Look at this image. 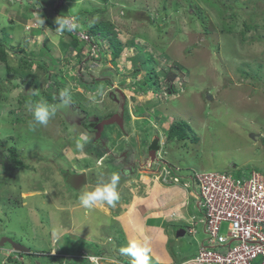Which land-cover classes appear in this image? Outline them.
I'll list each match as a JSON object with an SVG mask.
<instances>
[{
	"label": "rangeland",
	"instance_id": "obj_1",
	"mask_svg": "<svg viewBox=\"0 0 264 264\" xmlns=\"http://www.w3.org/2000/svg\"><path fill=\"white\" fill-rule=\"evenodd\" d=\"M52 1L54 6L41 14L46 0H0V39L6 45L10 67L0 62V238L7 234L33 252L45 250L54 239L55 246H63L72 255L67 257L72 264H88L83 262L87 255L99 257L98 264H109L111 258L127 263V256L120 254L126 240L118 242L121 233L115 228L119 222L127 226L131 216L126 213L118 222L111 214L132 201L130 205L139 215L148 216L145 208L150 206L157 184L161 186L157 200H163L166 193L180 203L176 204V218L168 217L170 209L163 211L170 228L168 233L162 231L180 243L177 249L183 252L173 264L192 256L198 249L195 238L203 237L201 216L194 199L179 184L169 176L165 184L164 163L150 164L149 146L158 140L159 156L179 168L183 176L204 170H235L240 175L253 168L264 172V0ZM78 11L86 14L74 17ZM63 14L80 25L87 19L111 22L123 41L134 37L143 43V55L156 56L154 70L160 72L162 90L141 95L135 91L140 89L138 83L144 80L146 70L142 58H134L137 48L128 43L118 58L108 50L104 36L99 38L101 44L87 41L82 53L65 34L58 44H52L45 35L47 19L56 20ZM41 19L45 25L39 23ZM246 23L252 25L248 30ZM80 25L78 35L90 39L88 28ZM45 44L54 47L52 53L49 49L43 57L37 56ZM53 56L60 58L58 66L49 64ZM170 67L177 74L172 80L166 70ZM96 77H104L101 84L93 83ZM51 81L57 84L50 85ZM171 84H176L178 92L166 90ZM65 88L70 90L75 107H59L47 127L30 130L26 105L41 100L53 104L48 94L58 99ZM122 110L125 128L107 125L103 140L93 142L95 134L83 126L86 113L93 121ZM180 122L191 139H169L170 130ZM81 132L88 133L89 142L83 153H75L69 161L65 152L69 148L75 152V138ZM98 143L104 147L102 157L95 151ZM82 171L86 175L75 176ZM113 173L120 176L116 208L102 207L105 216L97 210L100 207L84 214L78 202L81 191L98 180H109ZM187 199L190 204L184 209L181 205ZM71 203L89 217L69 230ZM192 216L196 217V236L187 232L177 238L176 230L184 225L180 221ZM140 222L137 227L143 226ZM108 236L112 237L104 239ZM89 239L107 242L102 244L106 250L98 254L83 250L75 255L79 246L91 242ZM8 248L11 246L6 244L0 252V264H15L5 260ZM59 252L50 247L47 257L38 259L49 262L50 255ZM27 258L33 262L32 257Z\"/></svg>",
	"mask_w": 264,
	"mask_h": 264
},
{
	"label": "built area",
	"instance_id": "obj_2",
	"mask_svg": "<svg viewBox=\"0 0 264 264\" xmlns=\"http://www.w3.org/2000/svg\"><path fill=\"white\" fill-rule=\"evenodd\" d=\"M178 168L164 165L163 180L181 185ZM198 189V204L208 243L187 264H264V176L256 171L237 177L233 172H195L189 176ZM188 181L185 188H190ZM196 191V190H195ZM194 193V191H190ZM190 232L195 234L196 228ZM218 242L219 246H214Z\"/></svg>",
	"mask_w": 264,
	"mask_h": 264
},
{
	"label": "clouds",
	"instance_id": "obj_3",
	"mask_svg": "<svg viewBox=\"0 0 264 264\" xmlns=\"http://www.w3.org/2000/svg\"><path fill=\"white\" fill-rule=\"evenodd\" d=\"M39 23L41 25H45V20L41 19L39 21ZM55 24L57 26L54 28L55 29L54 31H52L51 30L52 28H50V27H48V28L45 27V35L50 40V42L52 44H58L66 32L72 33V32H75L79 28V24L76 22L75 18L68 16V15L58 16L55 20ZM108 55H106V56L108 57ZM106 56H104L105 60L108 59V58H106ZM99 59L100 58H98V60ZM97 78H101V77H97ZM102 78H104V77H102ZM51 82H53V81H51ZM137 93L139 94V92H137ZM141 94L142 93L140 92V95ZM122 98H125V97L123 96ZM58 99L60 102L59 105L54 104V103L50 104L44 100H41L39 103L26 105V110L31 115V120L29 121V125H28L30 130L34 131L38 126L47 127L49 122L52 119H54L59 107L69 106L71 104L70 90L68 88L61 90L59 92ZM124 108H125V106H124ZM122 112L124 113V123H125V112L122 110L121 112L116 111L115 113H122ZM115 113H110L106 118L111 117ZM87 114L88 113H86V117L88 116L87 118H89V115H87ZM96 119H98L97 123H99L101 120H103L102 118H99V117ZM95 121H96L95 119L93 121H90V122H92L94 129H96L94 127V125L97 124ZM124 128H125V124H124ZM124 128H121V129H124ZM104 130H105V128H104ZM104 130L102 132L101 137L97 138L96 137L97 129H96V131L93 132L95 134V137L92 140L94 142L103 140ZM88 142H89L88 133L87 132H81L75 138V152L73 151L72 148H69L65 152V157L70 161V160H72L75 153H83L84 149H85V145ZM104 142H105V140H104ZM159 152H160V147L155 152V154H156L155 160L152 159L151 153L149 154L151 156V160H149L150 163L153 164V163L159 161V162L164 163L163 165H166V164L170 165L169 163L163 161V159L159 156ZM157 154H158V157H157ZM171 166L174 167V165H171ZM256 169L257 168H253L249 172L256 171ZM179 171H180V169L178 170V172ZM204 171H201V172H204ZM234 171L235 170H231V172H233V174H234ZM195 172H198V171H195ZM225 172L229 173L230 171H225ZM84 174L86 175L85 171H82L81 173H76L75 176H80V178H81V176ZM191 174H193V173L190 172V174L188 176H183L182 172H181L179 175H181V177H182V182H181V185H179V186L182 187L186 191V194L188 195V197L194 199V208L200 214L201 220H202L204 218V216L206 215V212H205V209L203 207L199 206V204H198L199 193H198L197 186L196 185L192 186L193 183L189 179V176ZM243 175H245V174H243ZM107 179H108V177H107ZM185 181H188V183L191 184L190 188L184 187ZM119 182H120V176L118 174L113 173L109 180L104 181L101 179V180H98V182L95 185L90 186V187H85L81 191V193L78 197L79 206L86 209V210H91V209H95L98 207L102 208L104 206L115 208L117 205V202L120 199V194L118 191ZM190 191H194V193H190ZM186 202L188 203V205L190 204L189 199H187ZM202 229H204V226L202 227ZM53 235L57 236L58 232L54 230ZM4 236H9V235L6 234ZM1 238H0V240H1ZM195 240H196L197 245H199V243H200L199 239L196 238ZM6 244H9V243H6ZM6 244L4 246L0 245V252L4 250V247L6 246ZM11 248H12V246H11ZM11 248H8L7 250L5 249L7 258L10 257ZM40 252H41V255H39ZM33 253L38 254L39 257L45 256L43 251H38V250L35 251L34 250ZM150 253H151V247L149 244V240L146 237H143L142 234L133 236L131 239H129L127 241V246L120 248V254L131 257V264H150V259H151ZM85 259H87L90 262V264H98V262L100 260L99 257L93 256V255H87ZM47 264H49V263H47ZM109 264H118V261L115 258H111L109 260Z\"/></svg>",
	"mask_w": 264,
	"mask_h": 264
},
{
	"label": "trees",
	"instance_id": "obj_4",
	"mask_svg": "<svg viewBox=\"0 0 264 264\" xmlns=\"http://www.w3.org/2000/svg\"><path fill=\"white\" fill-rule=\"evenodd\" d=\"M53 3H54V1H52V0H46V4H45L44 7L42 5L43 9H42V11H40V13L41 14H45V12H48L47 8L50 7V6H54ZM83 14H86V13H82V12L78 11V13L76 15H74V17L75 16L76 17L79 16L81 18ZM87 14H91V13L87 12ZM63 15H65V14H63ZM250 19L253 22V26H255V24H254L255 17L252 16V17H250ZM47 22L49 24V27L52 28V29H54L57 26L55 24V20H53V19H49L48 18ZM81 23H82L81 24L82 26L88 28L86 34L88 35V37H90V39H83L81 36H79L78 35L79 28L75 32H72V33L66 32L65 33L66 36H68V37L70 36V38H71L70 42L74 45L75 49L77 48L79 52H82L83 45H80V41L83 42L84 44H86L87 41H89L91 43L101 44L102 41H99V38L101 36H104L106 41H107V43L109 44V49L108 50L111 51V52L113 51L115 57L118 58L120 56L121 52L124 49V45H127V43H128L127 46L134 47L135 49L137 48V53L134 55V58H136L139 55V57L142 58L141 65H143V68L146 70V75L144 77V80L141 81L140 83H138V86L140 87V89L136 90V92H141V93L147 94L152 89H154L156 92H160L162 90L160 88V82H159L160 72H156L154 70V65H155L154 62H155V60L157 62L156 56H154L152 53L143 55V53H145V50H146L144 45H143V43H141L140 41H136V39L134 37L131 38L129 42H128V40L127 41H123L118 36V33L114 30V26H113V24L111 22H105V21H103V22H95L94 20L90 21L89 19H87V20H81ZM251 26L252 25H249L248 23H246V30H248V28H251ZM231 30H232V28H227V31H231ZM99 32H102L103 35L97 36V34ZM243 32H245V31H243ZM143 36H145V35H143ZM49 49H50L49 44H45L38 51V53H36V55L42 57V56H44L45 54L48 53ZM106 58H108V57L106 56ZM112 58H111V60H112ZM0 62L6 64L7 68L10 69V67H9V58H8V54H7V51H6V45H5L4 41H2L1 39H0ZM60 63H61L60 59H56L55 58L54 66H58ZM166 70H168V75L171 77L170 80H172L173 78L176 77L177 74L174 73V69L172 67H170V68H168ZM102 79H103L102 77L101 78H97L96 77L92 81H93V83L99 85L101 83ZM82 81H85V80L82 78ZM51 83L52 84H50V85H53L55 83L57 84V82H51ZM166 90H168V91L172 90L175 93L178 92L176 84L168 85V87H166ZM48 95H49V98H50L51 102H53L54 104L59 102V99L53 98L52 94L49 93ZM71 102H72L71 105L73 107H75L74 105H76V103L74 101H72V100H71ZM83 126L87 130H89L91 132H95L96 131V129L93 128V124H92V122H90L89 118L83 120ZM176 126H178V128L173 127L170 130V133L168 135L169 139H173V137H176V136H179V137H177L178 140H180V139H191V135L186 130L185 124L183 122L177 123ZM92 146L90 145L88 147V149L91 150ZM98 146H96L95 151L97 152L99 157H102L104 152H105L103 150L104 147L100 143L98 144ZM159 147H160V144H159L158 140H154L151 143V145L149 146V151L150 152H152L154 150L157 151L159 149ZM14 151L15 150H13V152ZM15 157H17V156H15ZM257 170H259V169H257ZM178 174H179V172H178ZM234 175L237 176V177H243V174H241V175L237 174L235 171H234ZM119 232L121 233L119 235L122 236L123 232L122 231H119ZM86 241H88V240H86ZM90 241L91 242H86V245L84 244L82 246H79L81 248V250H80V252H76L75 255H78V256L81 255V253H83V250H85V249H92L93 252H95L97 254L100 253L101 252V248L99 246V243H97L95 241H92V240H90ZM93 243H95V244L92 245ZM31 249H30V252H26V253L18 252V255L24 256V259H25V256H27V255L29 257H32L33 258L32 264H39V263H41V264H46V263H49V264L50 263H52V264H62V262H64V260H62V262H61V257L55 256V255L51 256L50 254L49 255H50L51 262H50V260H49V262L48 261H42L41 259H38V258H40L39 255L36 254V253H33V251ZM48 249H50V247L45 248V250H42L43 252H45L44 253L45 257H47L46 251ZM67 253L69 254V252H67ZM12 256H13V254L8 258V262H14L15 264H24L20 260H15ZM70 256H72V255H70ZM6 258L7 257L5 256V259ZM85 258L86 257H83V262H84V260H87ZM55 260L57 261V263L53 262ZM88 264H90L89 261H88Z\"/></svg>",
	"mask_w": 264,
	"mask_h": 264
},
{
	"label": "crops",
	"instance_id": "obj_5",
	"mask_svg": "<svg viewBox=\"0 0 264 264\" xmlns=\"http://www.w3.org/2000/svg\"><path fill=\"white\" fill-rule=\"evenodd\" d=\"M69 42H70V40H69ZM80 45H83L82 52H84V48H86V45H88V44H84L83 42L80 41ZM53 48L54 47H52V49H51V53H52ZM77 51H78V49H77ZM82 52L78 51V53H82ZM85 52H87V51H85ZM55 58L56 59H60L59 57L53 56V58L50 59L51 61H49L50 65H54ZM158 187L161 188L160 185L155 184L154 192H153L154 198L151 201L150 200L148 201V204L150 205L148 207V209L145 208V210L147 211L146 214H149L148 216H146L145 213L143 215H139L137 209L134 208V205H130L132 203V201H128L126 203L127 205L122 206V208H121L122 210L120 209L121 211L120 210L113 211L112 214H111L112 217H110V218L113 220V216H114V219H116L118 222H119V219H121V221H123L122 220L123 216L126 213H129L128 215L131 216V217H130V220H128V219L126 220L127 221V226L124 224V222H122L123 225H121L120 222H119V224L115 228L116 229V233L119 234V231L123 232V235L120 236V238H119L120 240L118 242L120 243V241L124 242L126 240L125 243H127V241L129 239H131L133 236L142 234L143 237H146L149 240V244H150V247H151L150 264H166V263L173 264L175 259L177 258V256L179 257V255L181 253H183V252L181 250L177 249V248L180 247L179 246L180 243H176V241H174L171 238V236H168L169 234H167V236H166L164 234V232L162 231L163 229H165L166 232L168 233V230L170 228L168 226V224H166L165 221H164L165 218H167V216H166V214L163 211H167L168 209H170V215L168 217L176 218V213L175 212H177V209H178V207H176V204H180V203H178L175 200H173L171 195L170 194L167 195L166 193L163 195L164 196L163 200H161V201H160V199L157 200L155 197L158 194V192H157V190H159ZM118 203L119 202H117V204ZM151 204H153V205H151ZM181 206H184V209L187 208V206H185L184 202H183V204ZM69 207H72L71 212H73V215H71V220L69 222L70 223L69 230H71L72 227H76V228L78 227V222L79 221H85L86 222V219H88L87 217H89L88 216L89 214H88V211L86 209H84V214H86V212H87L88 215H86L87 217L83 216L80 211L79 212L77 211L79 209V207H76L72 203H71V205ZM55 208L56 209H60L59 206L58 207L56 206ZM95 209H97V208H95ZM126 209H128V210H126ZM97 210H100L102 212V214H104L103 210H101V208L97 209ZM156 211H161V212H156ZM138 215H139V217H138ZM104 216H105V214H104ZM106 216H108V215H106ZM147 217H149L150 219H148ZM136 219H138V220H136ZM183 219L184 220H182L180 222L187 221L188 218L186 219L185 217H183ZM136 221H138V222L141 221L140 223H142L143 226H140V227L138 226L137 227L138 222H136ZM149 224H151L152 227L149 228ZM158 226H159V228H158ZM156 229H157V232L155 231ZM177 230H176V233H177ZM155 233H157V234L155 235ZM84 237H86V236H84ZM111 237L112 236H108V238H104V239L108 240ZM50 239H51V237H50ZM89 240L93 241V239H89ZM54 241H55L54 239L51 240L49 242V245L47 244V247L56 248V250L59 249L62 252V254L67 253L65 250H63V248H64L63 246L61 248L58 245L55 246L54 245ZM97 243H99L101 251L106 250L107 246L102 248V246H104L102 244H106L107 242L103 243L102 240H100V241L97 240ZM122 246H125V245L122 244ZM163 247H164L165 250H163ZM168 248H169V250H168ZM175 248H176V251H175ZM84 251H93V250L92 249H85ZM172 255L174 256L173 258H172ZM183 255L184 254H182V256ZM123 256L125 258V255H123ZM27 257H29V256L28 255L25 256V259H24L25 261H22V262L24 264H32V262L31 263L28 262ZM123 261H126V260H123ZM127 261H126L127 263L131 264V257L127 256ZM118 263L119 264H127V263H124V262H118Z\"/></svg>",
	"mask_w": 264,
	"mask_h": 264
},
{
	"label": "water",
	"instance_id": "obj_6",
	"mask_svg": "<svg viewBox=\"0 0 264 264\" xmlns=\"http://www.w3.org/2000/svg\"><path fill=\"white\" fill-rule=\"evenodd\" d=\"M118 124L121 128H124V113H115L111 117L105 118L101 120L99 123L95 124L94 127L97 129L96 137L99 138L102 135V132L107 125ZM258 139V137H257ZM156 150L151 152L152 159L155 160ZM177 237H183L185 235V230L183 228H178ZM6 243H9L15 250L30 252V248L25 246L24 244L14 240L10 236H3L0 240V245L4 246Z\"/></svg>",
	"mask_w": 264,
	"mask_h": 264
},
{
	"label": "bare ground",
	"instance_id": "obj_7",
	"mask_svg": "<svg viewBox=\"0 0 264 264\" xmlns=\"http://www.w3.org/2000/svg\"><path fill=\"white\" fill-rule=\"evenodd\" d=\"M104 136V135H103ZM151 164V163H150ZM256 172L259 174V175H261V176H264V172H262V171H260V170H257L256 169ZM184 202V204H185V206H187L188 207V203L184 200L183 201ZM195 218L196 217H194V216H192L190 219L188 218L187 219V221H184L183 223H184V225H182V227L181 228H183L184 230H185V234L188 232L189 234L191 233L190 232V228L191 227H195ZM204 226V224L203 223H201V230H202V233H203V237H201V238H197V239H199V241H200V243H199V245H198V249L196 250V252H195V254H193L192 256H189V257H187V258H185V259H183V260H181V261H179L178 263H176V264H187L188 263V261L189 260H191V259H193L194 257H196V255H197V253H198V251H199V247H200V244L201 243H203V244H207L208 243V238H207V233H206V231L204 230V229H202V227ZM193 234V233H192ZM196 234H197V232L195 233V234H193V236H196ZM177 237V236H176ZM177 238H179V237H177ZM196 239V238H195ZM15 240V239H14ZM211 245H214V246H219V244H218V242H215L214 244H211ZM26 246V245H25ZM18 252H21V253H26V252H24V251H18V250H15L13 247L11 248V254H10V256L13 254V258L15 259V260H20L19 259V257H21V258H23V259H21L20 261H24V256H20V255H18ZM95 254H97V253H95ZM52 255H54V254H52ZM56 256V255H55ZM57 256H59V257H61V262H62V260H64V262H62V264H72L73 262L71 261H69V260H67V257H69V255H68V253H65V254H62L61 252H59V254L57 255ZM84 257H86V256H84ZM9 258V257H8ZM8 258H6L5 260H8ZM4 260V261H5ZM56 263H57V261H56Z\"/></svg>",
	"mask_w": 264,
	"mask_h": 264
},
{
	"label": "flooded vegetation",
	"instance_id": "obj_8",
	"mask_svg": "<svg viewBox=\"0 0 264 264\" xmlns=\"http://www.w3.org/2000/svg\"><path fill=\"white\" fill-rule=\"evenodd\" d=\"M94 119L96 120L95 122L97 123V120H98V119H96V118H94Z\"/></svg>",
	"mask_w": 264,
	"mask_h": 264
}]
</instances>
